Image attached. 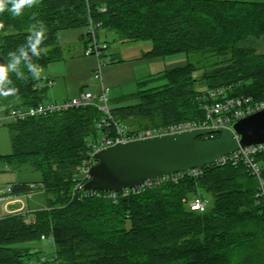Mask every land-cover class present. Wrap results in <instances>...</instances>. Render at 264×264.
<instances>
[{"label":"trees","instance_id":"obj_1","mask_svg":"<svg viewBox=\"0 0 264 264\" xmlns=\"http://www.w3.org/2000/svg\"><path fill=\"white\" fill-rule=\"evenodd\" d=\"M0 24L5 64L10 52L26 44L33 24L45 28L39 53L30 57L43 69L61 60V32L84 29L89 40L91 24L104 37L105 50L117 41L151 42L147 58L199 55L198 63L159 76L163 85L117 100H137L112 107L114 119L137 131L204 121L203 107L213 102L205 94L212 89L264 101V54L244 47L264 38V0H40L19 17L0 13ZM21 69L24 81L8 74L19 99L0 97V114L49 100L51 79H34L24 65ZM101 119L97 107L88 106L8 126L12 153L0 156V165L41 175L37 183H14L13 194L42 192L46 203L35 212V223L18 214L0 219V264H264L258 181L243 163L206 166L199 178L164 181L128 197L119 192L117 199L109 193L74 199V179L88 140L101 135ZM257 160L264 178V154ZM197 195L211 201L205 213L188 207ZM43 237L54 245L46 262L36 247Z\"/></svg>","mask_w":264,"mask_h":264},{"label":"built area","instance_id":"obj_2","mask_svg":"<svg viewBox=\"0 0 264 264\" xmlns=\"http://www.w3.org/2000/svg\"><path fill=\"white\" fill-rule=\"evenodd\" d=\"M106 11V8L103 9ZM89 44L85 49L86 56H95L98 59L96 68V78L102 81L101 93L94 95L91 92H82L80 95L66 101L47 102L36 107H29L24 109H13L8 113L0 114V127L9 126L15 122L24 121L32 117H45L54 115L58 112L67 111L74 108L95 106L102 114V119L97 124V130L101 132V136L89 139L87 143L88 153L83 159L79 172L76 175L74 182L72 196L82 201L91 197H100L104 192L85 191L84 186L91 180V169L97 164L96 154L104 149L113 147L121 143H129L136 140L149 139L154 137H162L174 135L184 132H190L197 129L213 130L215 133L206 135L203 140H215L220 129L230 128L238 121L253 115L255 113L264 111V101H257L252 97H227L223 88L212 89L206 92L205 96L212 100V103L205 104L203 107L206 112L204 121H184L170 125H163L145 130L132 131L131 128L114 119L112 114V107L110 105V90L105 88L102 78L103 64L101 58L103 50L108 45L100 41L95 25L91 24L89 28ZM53 80H49V86H53ZM264 154V143L251 145L245 148H240L238 151L221 157L213 165L226 166L245 164L251 175L258 181L257 201L261 206L262 214L264 216V178L263 167L258 162L257 156ZM185 176L196 179L203 176V169L197 168L188 170L183 173L174 174L157 180L145 182L143 185L133 189H125L122 192L124 197L131 194H140L146 189L153 188L156 185L168 180L178 182ZM14 184H9L6 188L0 189V203L7 202L13 195ZM33 193L27 194L31 197ZM119 193H109V197L117 199ZM211 201L201 195L194 196L188 201V207L198 213H205L210 207ZM27 222L31 221V211H22L20 214ZM43 239H46L43 237Z\"/></svg>","mask_w":264,"mask_h":264},{"label":"rangeland","instance_id":"obj_3","mask_svg":"<svg viewBox=\"0 0 264 264\" xmlns=\"http://www.w3.org/2000/svg\"><path fill=\"white\" fill-rule=\"evenodd\" d=\"M107 38L112 42L113 37L111 35ZM88 41L87 31L84 29L69 30L59 34L61 60L50 63L44 69L41 68L40 78L44 80L51 79L54 82L53 86L49 87V100L46 102H52L55 99L60 102L59 98H69L68 100H70L80 92H91L94 95L101 93L102 81L96 78L95 71L98 59L95 56L85 55V46L89 44ZM100 41L103 42L104 37L101 36ZM152 47L151 42L121 44L117 41L116 43H110L109 48L105 50V57L101 58L103 64L102 78L105 88L110 90L111 107L136 103L137 100L120 104L116 102L123 97L136 95L144 89L159 87L164 84V81L158 80V77L165 72L188 64L198 63L202 59L197 54H177L161 58L145 57V54L151 51ZM244 47L262 55L264 54V38L246 42ZM200 65L208 66L206 62ZM204 69L200 71L201 74L204 73ZM198 89L204 90L205 88ZM131 130L137 131L136 128ZM11 153L10 130L6 125L0 127V156ZM0 180L4 183V186H1L0 189H4L10 182V184L12 182L37 183L41 180V175L39 173L10 172L6 170L0 174ZM38 197L41 199L39 208H45L46 196L41 193ZM35 221V213H32L31 221L28 223H35ZM43 241L42 244H37L36 247H40L44 251L43 255L41 254L42 262H46L49 257L54 255V245L47 238ZM40 249L38 248V250Z\"/></svg>","mask_w":264,"mask_h":264},{"label":"water","instance_id":"obj_4","mask_svg":"<svg viewBox=\"0 0 264 264\" xmlns=\"http://www.w3.org/2000/svg\"><path fill=\"white\" fill-rule=\"evenodd\" d=\"M29 55L31 57L32 53ZM212 133L215 131L197 129L104 149L95 156L98 162L91 169V180L84 190L119 193L147 181L203 169L240 148L263 144L264 111L250 115L230 128L220 129L218 139L199 140Z\"/></svg>","mask_w":264,"mask_h":264},{"label":"clouds","instance_id":"obj_5","mask_svg":"<svg viewBox=\"0 0 264 264\" xmlns=\"http://www.w3.org/2000/svg\"><path fill=\"white\" fill-rule=\"evenodd\" d=\"M39 2L40 0H0V13L8 11L14 17H19L26 7L31 8L38 5ZM2 28L3 25L0 24V29ZM29 32L31 34L27 37L26 44L19 46L16 51L10 52L6 64L0 63V97L6 98L9 95H13L19 99L18 90L11 87L12 81L8 78V74L15 73L17 79L26 80L27 76L21 69V65L27 68L32 78L39 79L41 76L40 66L32 62L29 53H32V55L38 53L39 46L44 39V25L40 24L38 27L36 24H33Z\"/></svg>","mask_w":264,"mask_h":264},{"label":"crops","instance_id":"obj_6","mask_svg":"<svg viewBox=\"0 0 264 264\" xmlns=\"http://www.w3.org/2000/svg\"><path fill=\"white\" fill-rule=\"evenodd\" d=\"M79 94H81V92L76 94L73 97H76ZM68 99L69 98H59L60 102L66 101ZM55 101L59 102L56 99ZM6 170L9 171L7 167L0 165V174L4 173ZM13 183H27V182H12V184ZM1 186H4V183H2L0 180V187ZM41 193L42 192H35L31 195V197H28L27 194L26 195H14L13 194L10 197L9 201L0 203V219H3L8 215H14V214L19 215L22 211H31L32 213L37 212L38 210H40L39 205H40L41 199L38 197V195Z\"/></svg>","mask_w":264,"mask_h":264}]
</instances>
